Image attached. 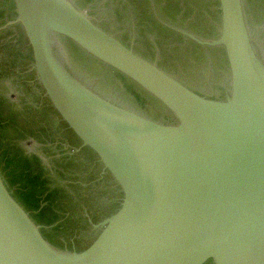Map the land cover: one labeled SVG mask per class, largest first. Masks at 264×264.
Instances as JSON below:
<instances>
[{"label": "water", "instance_id": "obj_1", "mask_svg": "<svg viewBox=\"0 0 264 264\" xmlns=\"http://www.w3.org/2000/svg\"><path fill=\"white\" fill-rule=\"evenodd\" d=\"M14 1L53 106L113 176L120 204L92 242L62 245L0 169V264H264V70L242 0H220L232 81L224 99L168 76L73 0ZM62 38L140 85L177 124L96 89L59 49Z\"/></svg>", "mask_w": 264, "mask_h": 264}, {"label": "rangeland", "instance_id": "obj_2", "mask_svg": "<svg viewBox=\"0 0 264 264\" xmlns=\"http://www.w3.org/2000/svg\"><path fill=\"white\" fill-rule=\"evenodd\" d=\"M73 1L93 24L189 89L221 99L230 93L220 0ZM241 4L247 37L264 70V0ZM18 19L15 1L0 0V169L19 201L26 205L28 199L27 207L49 223L47 233L62 245H84L119 206L120 190L53 106ZM60 42L96 89L139 115L177 124L140 85L93 61L73 42ZM21 175L24 181L14 185Z\"/></svg>", "mask_w": 264, "mask_h": 264}, {"label": "flooded vegetation", "instance_id": "obj_3", "mask_svg": "<svg viewBox=\"0 0 264 264\" xmlns=\"http://www.w3.org/2000/svg\"><path fill=\"white\" fill-rule=\"evenodd\" d=\"M24 177H25V175H21V177H17L18 179L14 182V185H18L19 183H18V181H20L21 180V182H23L24 181ZM17 183V184H16ZM16 188V187H15ZM22 196V195H21ZM18 197L19 198H21L20 197V195H18ZM17 197V198H18ZM25 201H26V199H25ZM23 204H24V202H23ZM26 206H28V207H30V208H32V204L29 202V200L27 199V202H26ZM32 211L34 210V209H31ZM34 212V211H33ZM35 213V212H34ZM38 217H40L39 215H38Z\"/></svg>", "mask_w": 264, "mask_h": 264}, {"label": "bare ground", "instance_id": "obj_4", "mask_svg": "<svg viewBox=\"0 0 264 264\" xmlns=\"http://www.w3.org/2000/svg\"><path fill=\"white\" fill-rule=\"evenodd\" d=\"M58 44H60V43H58ZM59 47L61 48V46L59 45Z\"/></svg>", "mask_w": 264, "mask_h": 264}]
</instances>
